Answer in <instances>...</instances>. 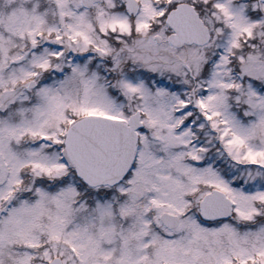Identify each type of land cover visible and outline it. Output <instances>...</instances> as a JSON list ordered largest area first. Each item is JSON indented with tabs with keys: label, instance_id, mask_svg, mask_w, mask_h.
<instances>
[{
	"label": "snow or ice",
	"instance_id": "1",
	"mask_svg": "<svg viewBox=\"0 0 264 264\" xmlns=\"http://www.w3.org/2000/svg\"><path fill=\"white\" fill-rule=\"evenodd\" d=\"M0 264H264V0H0Z\"/></svg>",
	"mask_w": 264,
	"mask_h": 264
}]
</instances>
